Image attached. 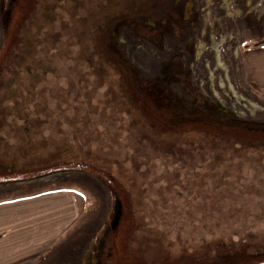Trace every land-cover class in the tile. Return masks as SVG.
<instances>
[{"label": "rangeland", "instance_id": "rangeland-1", "mask_svg": "<svg viewBox=\"0 0 264 264\" xmlns=\"http://www.w3.org/2000/svg\"><path fill=\"white\" fill-rule=\"evenodd\" d=\"M131 5L0 0V264H264V0H188L185 54Z\"/></svg>", "mask_w": 264, "mask_h": 264}, {"label": "flooded vegetation", "instance_id": "flooded-vegetation-1", "mask_svg": "<svg viewBox=\"0 0 264 264\" xmlns=\"http://www.w3.org/2000/svg\"><path fill=\"white\" fill-rule=\"evenodd\" d=\"M187 1L143 0L137 2V0H132L130 15L127 18L133 24H141L139 28L144 27L151 30L152 35L150 38L147 36L146 40L150 39L152 42L164 40L170 50L177 49L180 53H189V47L186 45L187 35H193L197 25L194 23L195 13H187L185 10ZM124 16L126 15L124 14Z\"/></svg>", "mask_w": 264, "mask_h": 264}, {"label": "crops", "instance_id": "crops-1", "mask_svg": "<svg viewBox=\"0 0 264 264\" xmlns=\"http://www.w3.org/2000/svg\"><path fill=\"white\" fill-rule=\"evenodd\" d=\"M243 62H244V73L248 81L251 83H255L259 86H264V35L261 36V39H259L258 42L251 41V43L243 52ZM5 204L7 205L8 203ZM10 204L11 203H9V205ZM9 208L10 206L6 208V210L3 209L2 211L3 216L1 214L0 225L4 224L5 228H7L9 225L8 217L11 219V221L13 220V216H10L11 214L9 213L10 211ZM21 222L19 224V227L21 225ZM30 224L31 226L35 225L34 221H27V225Z\"/></svg>", "mask_w": 264, "mask_h": 264}, {"label": "trees", "instance_id": "trees-1", "mask_svg": "<svg viewBox=\"0 0 264 264\" xmlns=\"http://www.w3.org/2000/svg\"><path fill=\"white\" fill-rule=\"evenodd\" d=\"M171 119V118H169ZM211 121H214L213 119H210ZM167 122H170V121H167ZM215 124L217 125V130L215 128H206V132L203 134L202 132H196V134H199L201 136V141L202 143H200L201 141H199L198 143H196V141H191L190 143L189 142H186L184 143L185 145H188V144H191L194 148L198 147V146H201V147H207L209 146V148H213V147H219L217 146V141L215 142L212 138H216L217 136H215V134L219 133L220 131L222 132H228L229 134H231L229 131L230 130H227V129H222L220 128L219 126V122L218 121H214ZM151 123V122H150ZM152 126V124H151ZM205 128V127H204ZM232 128V127H229V129ZM153 129V128H152ZM155 129V127H154ZM219 129V130H218ZM224 130V131H223ZM236 130V129H234ZM182 132H189V131H182ZM239 132H242V131H239ZM151 133V132H150ZM225 134V133H224ZM207 135V137L205 136ZM187 140V139H186ZM232 143L230 144V146H233V141H231ZM236 149V148H235ZM193 152L192 151H189V150H186V151H183V150H179V156H181V158H185L189 155H191ZM172 154V157L173 156H176V154L174 153H171ZM177 157V156H176ZM201 158H206L205 156H202ZM136 163H139L138 161ZM146 164V163H145ZM138 166V165H137ZM139 167V166H138ZM137 190H139L140 186H136Z\"/></svg>", "mask_w": 264, "mask_h": 264}]
</instances>
